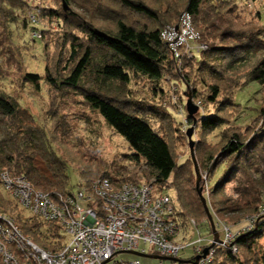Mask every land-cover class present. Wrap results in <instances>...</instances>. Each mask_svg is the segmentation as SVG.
I'll return each mask as SVG.
<instances>
[{"label":"trees","instance_id":"16d2710c","mask_svg":"<svg viewBox=\"0 0 264 264\" xmlns=\"http://www.w3.org/2000/svg\"><path fill=\"white\" fill-rule=\"evenodd\" d=\"M29 1L34 0H0V28L9 26L11 29L20 24L21 32L24 33L29 31V25H32L30 40L37 39L43 42L44 77L26 72L22 76V83L31 84L40 92V82L45 80L46 90L50 94L48 112L51 117H56L53 107L56 105V101L53 100L56 97L54 94L80 96L82 102L95 112L114 134L126 142L132 153H127L125 157L135 167L146 169L144 181L148 183L154 180V185L161 192L174 191L175 215L182 229L191 226L197 229L195 220L186 216V213L195 214L200 209L198 212L205 216L204 222L200 224L202 223L207 228L208 235L213 237L212 228L196 193L195 182L192 189L189 187L190 176L195 178L194 169L191 168V175L186 173L183 163L179 165L176 162L166 136L154 129L148 119L142 116L145 110L160 108L161 104L154 106L149 103L142 109L136 108L127 99H123L127 92L125 88L132 80L142 78L153 83V91H158L157 94L164 97L166 91L161 86L164 82L163 76L165 73L176 75L183 86L191 89V94H188L193 104L197 105L200 102L202 105L195 114L200 116L199 127L204 131L214 132L225 126L224 122H227L221 115L225 112L222 111L223 108L233 119L234 115L239 113L240 107L234 102L233 96L232 100L226 96L218 103L220 89L213 83L208 85L207 81L222 83L225 80L224 75L230 74L238 66L252 63L244 82H256L264 91V41L259 31L247 32L234 29L222 18V13L228 11L218 9L217 5L213 4L216 1L212 0H180L182 5L179 9L177 6L176 9L179 12L178 16L173 21L167 22L156 17L151 7L136 0H65L68 6L75 5L79 8L83 12L80 13L81 15L71 8L63 11L60 0H58L60 2L58 8L45 9L42 6L39 10L32 7ZM207 5L214 7L212 11L216 12L207 10ZM27 9H31L30 13L22 18L20 23L19 19ZM125 11L147 19L153 25L137 27L134 23H128L125 19L127 16ZM184 13L191 17L193 27L199 33L200 41L206 49L192 52L190 59L183 58L182 73H179L177 61L173 58L167 43L161 39L160 33L164 27L176 25ZM29 15L38 19L30 20ZM45 19L52 21L55 32L60 34L61 46L68 47L65 66L58 69L59 60L55 61L54 74L49 72L48 64L46 65L48 46L45 33L50 30L43 25ZM100 22L114 23L115 30L107 31L99 28L97 24ZM37 25L41 26L42 30L38 31L35 28ZM19 34L17 31V36ZM12 62H15V67L12 66ZM12 62L9 59L5 63L10 65V71L20 70L24 66L23 55L21 54L19 60L14 58ZM187 68L193 72V81L188 77ZM6 79L2 76L0 81ZM194 82H197L198 87ZM200 87L206 91L203 96V92L199 91ZM205 103L216 106L215 114L201 117ZM183 104L184 102L181 104L179 114L171 115L172 113L166 110L165 114L171 115L169 119L172 120L174 127L183 125L188 128L193 124V121L187 117ZM231 105L233 107H230ZM233 109L237 113L230 111ZM175 115L181 116L180 122L176 121ZM35 119L34 113L23 106L20 99L6 89H0V176L5 173L10 178H23L33 190L51 197L55 194H70L66 161L52 149L51 145L54 141L51 140L47 128L44 124L39 126ZM262 120L264 122V111ZM247 127L249 125L241 128ZM222 137L226 140L218 155L219 160H216L214 165H218L219 162L220 165L224 162L228 164L229 159L233 160L228 166L227 175L214 185L209 195L206 194L212 219H218V213H235L238 210V206L228 203L227 199L217 206L214 203L213 207L211 197L219 192L222 183L234 178L240 165L249 160V155L263 140L257 139L260 140L257 141L254 138L247 140L239 131H234L231 135L222 134ZM126 169L127 167L120 165L113 171L98 176H96L98 169H93L92 175L88 178L85 177L86 172H80L85 182L79 186L87 187L93 179L101 176L108 178L113 184L126 181L142 182L137 178V172L130 175ZM3 189L0 181V214L13 218L22 234L30 238L37 247L45 252H53V241L60 237V227L54 223L47 225L39 220L25 217L22 209L7 197ZM252 215L256 216V221L249 231L236 237L230 246L215 245L212 248L211 264H216L219 253H224L228 261L243 264L238 261L240 249L252 251L255 243L264 234V214L260 215L257 210ZM184 233L187 234V231ZM231 246L236 248L235 255L231 253ZM194 257H190L189 264L194 263Z\"/></svg>","mask_w":264,"mask_h":264},{"label":"rangeland","instance_id":"374dc122","mask_svg":"<svg viewBox=\"0 0 264 264\" xmlns=\"http://www.w3.org/2000/svg\"><path fill=\"white\" fill-rule=\"evenodd\" d=\"M136 1L151 7L155 11V16L163 22L173 21L179 14L178 10H176L177 6L179 9L180 5H182L180 0ZM212 1H216L213 4L217 5L218 9L221 8L223 11H228L222 13V18L231 24L234 29L247 32L258 30L261 34V39L264 41V0ZM29 4L37 10L42 6H44L43 8L45 9L60 7V2L58 0H34L29 1ZM69 7L77 14L83 13L79 8H76L75 5H70ZM206 7L207 10H211L212 13L216 12L212 11L214 7L208 5ZM30 10L31 9H27L24 15L21 16L19 19L20 23L22 18L28 16ZM126 13L127 16L125 19L128 23H134L137 27H142L147 24L148 26L153 25V23L147 19L132 15L128 12ZM29 19L37 20L38 18H33L29 15ZM47 21L46 19L43 21L45 28L50 30L45 33V40L48 46L46 51V65L48 64L49 72L54 74L55 61L59 60L58 69L65 66L68 47L61 46L60 34L55 32L56 29L54 24L51 23L52 21ZM97 26L107 31L115 30V24L112 22H100ZM31 28L32 25H29V31L24 33L21 32L20 24L18 27H12L11 29L9 26L0 28V78L2 76L7 78L3 82L0 81V89H6L13 96L20 99L22 105L34 113L36 123L39 126L44 124L45 128H47L48 132L51 134V140L55 143V145L52 143V149L66 161V174L68 176L69 189L73 192L79 191V185L85 182L80 172H86L85 177L88 178L92 175L93 169H98L96 175L98 176L101 173L113 171L114 168L120 165L127 167L126 171L129 172L130 175L137 172V178L144 181V179H146L144 176L146 169L144 167L141 169L135 167L125 157L127 153H132L126 142L120 136L114 134L112 130L104 124L100 117L82 102L80 96L71 94H63V96H61V94H54L56 97L53 100L56 101V105L53 107L56 117H51L48 112L50 108V94L49 91L46 90L45 80H41L42 82H40V92L36 91L31 84L22 83V76L26 72L37 74L41 77H44L45 74L43 42L37 39L34 41L30 40ZM35 28L38 31L42 30L39 25L35 26ZM17 31L20 33L19 36H17ZM182 51L183 50H181V53ZM21 54L23 55L24 66L18 71L15 69L10 71V65H5V63L8 62L9 59L10 62H12L14 58L19 60ZM12 63V66L15 67V62ZM251 67L252 63L238 66L234 71H231L230 74L224 75L225 80L222 83L207 81L208 85L212 83L218 85L220 89L218 103L226 96L232 100L233 96L234 102L240 107L239 113L234 115L233 119L231 114L229 115L226 109L223 108L222 111L225 110V112L221 115L225 117L227 122H224L225 126L221 129L214 132L202 130L198 125L200 116H195L196 124L189 126L193 127L191 136V141L193 142L192 150L201 176L200 185L203 187V196L205 198H207L206 193L209 195V193L213 191L214 185L227 175L228 166L233 160L232 158L229 159L230 163L228 164L224 162L220 165L219 162V167H217L218 165H214V162L219 160L218 155L226 140L222 137V134L231 135L234 131H239V133H243L247 140L251 138L255 140L263 139L261 144H259V142L257 147H255L256 150L254 149L249 155V160L247 159L245 164L243 162V164L240 165L238 173L235 174L234 178L222 183L219 192L211 197L213 207L214 203L215 206H217L219 203L221 204L224 199H227L228 203H234L238 206V210L235 211V213L222 212L218 213V216L216 215L218 219L213 218L215 229L220 240L224 238L223 226L231 229L234 234L240 233L242 230V234L249 231L248 225L250 226L254 218L256 221V216L252 214L257 210L259 213L262 212L264 206V122L262 120L264 111V91H262V88L256 82H244L246 73ZM178 72L182 73L180 71ZM187 72L189 79L193 81V72L189 68H187ZM163 77L164 82L161 83V86L164 91H166L164 97H160L157 94L158 91H153V83L139 78L132 80L127 88H125L127 92L123 99H127L139 109L149 105V103H152L154 106L155 104H161L160 108L156 107V109L153 110H145L142 116L148 119L154 129L166 136L176 162L179 165L183 163L186 173L191 175L190 170L191 168L193 169V164L190 160L189 141L187 139V130L189 127H186V131L183 125L174 127L172 120L169 119L171 115L180 113L181 104L183 102L185 109V94H191V89L183 86L176 75L165 73ZM242 84L244 87L241 88L240 86ZM194 85L198 87L197 82H194ZM199 91H201V93L203 92L202 96L206 93L205 89L202 87H200ZM205 105L201 117L215 114L216 106H209L206 103ZM230 107H233V105ZM167 109L168 112L170 111V113H172L170 116L165 114L167 113ZM230 111L237 113L235 109ZM175 119L177 122H180L181 116L178 117L175 115ZM246 125H249V127L242 129ZM194 182L195 178L190 176V188L194 185ZM163 193L167 194L175 201V193L173 190H164ZM198 211H200V209ZM198 211L195 214L186 213V216L195 220L198 227L196 229L191 226L183 230V232L187 231V234H184V236H186L185 240L188 246L184 251L180 252L177 258L182 261L180 264H189L190 257L195 256L193 243H197L198 240H201L202 244H205L207 239L210 241L213 238L208 235L207 228L202 223L200 224V222H204L205 216ZM23 215L29 217V214L24 211ZM139 249L144 250L145 253H141L140 251L136 252L145 255H154L151 253L152 249L149 245L141 243ZM235 254L236 252L233 255ZM263 257L264 234L255 243L252 251L241 248L238 253V261L243 264H264ZM121 260H136L140 264H178L169 260L139 257L126 253L117 255L114 260L106 264H114V262H119ZM218 263L236 264L235 261H228L224 253H219L216 264Z\"/></svg>","mask_w":264,"mask_h":264},{"label":"built area","instance_id":"2783aa9c","mask_svg":"<svg viewBox=\"0 0 264 264\" xmlns=\"http://www.w3.org/2000/svg\"><path fill=\"white\" fill-rule=\"evenodd\" d=\"M160 36L180 72L183 58L190 59L192 52L206 49L187 13L176 25L164 27ZM196 106L202 108L200 102ZM0 181L7 197L29 217L60 227V237L53 241L54 251L45 252L22 234L13 218L0 214V264H103L122 252L145 253L139 249L141 243L149 245L154 255L178 258L188 246L175 215L174 201L157 189L154 180L113 184L101 176L87 187L79 186V191L53 197L33 190L23 178H10L3 173ZM259 214H264V206ZM254 222L255 218L248 229ZM222 229L221 247L230 246L243 232L234 234L226 226ZM210 243L212 240L208 239L205 244L201 240L193 243L195 256L201 255ZM230 250L236 252L234 246ZM212 256L210 249L198 264H210ZM114 264L140 263L121 260Z\"/></svg>","mask_w":264,"mask_h":264},{"label":"water","instance_id":"95a60500","mask_svg":"<svg viewBox=\"0 0 264 264\" xmlns=\"http://www.w3.org/2000/svg\"><path fill=\"white\" fill-rule=\"evenodd\" d=\"M60 1H61V5H62V8H63V11L70 10V7L66 4L65 0H60ZM185 97H186L185 111H186L187 117L190 118L193 121V125H195L196 124L195 114L197 113L198 108H197L196 105L193 104L190 94H186ZM192 133H193V127H189L188 130H187V139L189 141L190 160H191V162L193 164V169H194L195 178H196V180H195V188H196V193H197V195H198V197H199V199H200V201L202 203V206L204 208V211L206 213L207 220H208V222H209V224H210V226L212 228L213 243H212L211 247H213L216 244H220L221 241H220V239L218 237V234L216 232L215 225H214L211 213H210V211L208 209L207 200L203 196V187L200 185L201 176H200L198 165L196 163V160H195V157H194V153H193V150H192V147H193V142L191 141ZM208 250H209V248H205L201 255L195 256L193 264H198V261L201 258H205L207 253H208ZM122 253L131 254V255H135V256H139V257H148V258H152V259L169 260L171 262L178 263V264L182 262V261H180L178 259H175V258H166V257L157 256V255H145V254H141V253H138V252H122ZM108 262L109 261H106L103 264H106Z\"/></svg>","mask_w":264,"mask_h":264},{"label":"flooded vegetation","instance_id":"af4514ba","mask_svg":"<svg viewBox=\"0 0 264 264\" xmlns=\"http://www.w3.org/2000/svg\"><path fill=\"white\" fill-rule=\"evenodd\" d=\"M211 240H212V243H213V238H212ZM220 241H221V240H220ZM212 243L206 245V246L204 247V249H205V248H209V250L212 249V248L215 246V245H214L213 247H211ZM216 245H219V244H216ZM204 249H203V250H204ZM209 250H208V252H209ZM207 254H208V253H207ZM157 256H158V255H157ZM196 256H197V255H196ZM206 256H207V255H206ZM175 259H177V258H175Z\"/></svg>","mask_w":264,"mask_h":264}]
</instances>
